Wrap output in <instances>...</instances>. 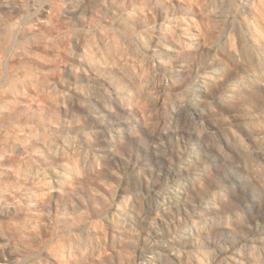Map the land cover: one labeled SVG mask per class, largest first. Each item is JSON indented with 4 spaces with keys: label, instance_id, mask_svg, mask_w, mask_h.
Returning <instances> with one entry per match:
<instances>
[{
    "label": "clouds",
    "instance_id": "clouds-1",
    "mask_svg": "<svg viewBox=\"0 0 264 264\" xmlns=\"http://www.w3.org/2000/svg\"><path fill=\"white\" fill-rule=\"evenodd\" d=\"M0 264H264V0H0Z\"/></svg>",
    "mask_w": 264,
    "mask_h": 264
}]
</instances>
